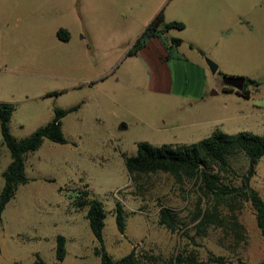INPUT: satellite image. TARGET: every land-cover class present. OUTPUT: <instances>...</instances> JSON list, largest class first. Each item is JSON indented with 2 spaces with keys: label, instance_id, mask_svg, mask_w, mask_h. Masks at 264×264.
<instances>
[{
  "label": "rangeland",
  "instance_id": "1",
  "mask_svg": "<svg viewBox=\"0 0 264 264\" xmlns=\"http://www.w3.org/2000/svg\"><path fill=\"white\" fill-rule=\"evenodd\" d=\"M159 11L165 22L184 27L157 36L166 61L154 57L152 64L144 55L149 52L140 54L143 47L127 52ZM60 28L68 40L57 35ZM172 37L181 43L172 44ZM193 58L207 69L199 98L190 85ZM207 58L218 65L214 73ZM168 71L172 89L163 91ZM225 74L258 85H246L248 98L225 92ZM0 103L15 106L8 125L17 139L49 122L55 108L79 105L62 117L65 143L45 138L25 155L28 181L0 214V264H31L37 256L44 264H102L87 207L73 203L81 190L103 204V246L113 260L133 247L158 256L157 264H189L169 262L178 254H193L195 264L264 260V238L249 203L235 210L244 236L233 244L220 227L196 231L199 180L157 172L131 182L124 165L139 141L189 144L215 130L264 136V0H0ZM228 159L237 174L246 170L243 153ZM10 161L0 130V191ZM249 185L264 198V153ZM117 200L124 233L116 224ZM161 205L176 211L175 231L159 224ZM59 234L66 238L62 261L55 255Z\"/></svg>",
  "mask_w": 264,
  "mask_h": 264
},
{
  "label": "trees",
  "instance_id": "2",
  "mask_svg": "<svg viewBox=\"0 0 264 264\" xmlns=\"http://www.w3.org/2000/svg\"><path fill=\"white\" fill-rule=\"evenodd\" d=\"M184 25L178 21L165 22L162 11H159L145 26L128 54H133L144 47L152 37H159L166 30ZM57 35L68 40V32L60 28ZM171 43L179 45L181 39L171 38ZM247 84L258 85L253 79L245 78L244 87L237 91L229 86H224L223 91L235 92L244 98L249 97ZM79 105L68 109L55 108L54 117L45 125L37 128L29 136L17 139L9 130V120L15 109L11 103H0V130L3 142L10 151L11 161L3 172L4 184L0 191V214L6 203L14 196L19 184L28 181L25 175V155L30 150L37 149L45 138L58 143H65L66 139L62 131V117L69 111L77 109ZM241 152L247 158L246 170L237 174L229 165V155ZM264 153V136L248 131L226 133L221 130L213 131L209 136L189 144L154 145L148 141H139L134 155L124 156V165L131 182H136L142 176L149 173L163 172L174 176L178 180H199L201 191L197 207L192 215L196 231L206 232L210 226H217L224 230L225 235L231 237L233 244H239L243 240L244 230L238 222L235 210L243 202L249 203L254 211L255 225L259 234L264 238V198L249 185V180L255 171V164ZM233 176L239 178V183L232 182ZM76 208L87 207L86 217L90 228L99 241L94 253L100 256L102 264H157L158 256L147 255L133 247L129 253L118 260H113L104 250L103 227L106 216L103 204L89 197L87 190L78 192L73 201ZM226 209V213L223 212ZM116 224L121 233L125 231L124 207L117 200L115 204ZM178 215L176 211L165 205L159 208V224L170 231L177 229ZM56 259L62 261L66 255V238L59 234L56 236ZM215 262H223L222 257L211 259ZM170 263L195 264L196 257L191 254L187 257L176 255L169 259ZM31 264H44L43 259L37 256ZM253 264H264V260Z\"/></svg>",
  "mask_w": 264,
  "mask_h": 264
},
{
  "label": "crops",
  "instance_id": "3",
  "mask_svg": "<svg viewBox=\"0 0 264 264\" xmlns=\"http://www.w3.org/2000/svg\"><path fill=\"white\" fill-rule=\"evenodd\" d=\"M159 47H160V42L157 40V37H152L148 40L147 44L143 47L142 51H140V54H144L143 52H149L144 55L150 57V62L152 64H155L154 62V57H155V59L161 64V62L163 63L164 61H166V59L164 58ZM156 50L158 51V53L154 54ZM193 71L194 72L191 75L190 85L192 88H196V98H199L205 93L207 89V69L203 61L201 62L193 58ZM159 76L161 77V73L159 74ZM167 78H168V84H166L164 88H161V90L163 91H168L172 89V77L169 71L167 72ZM158 83L161 84V81H158Z\"/></svg>",
  "mask_w": 264,
  "mask_h": 264
},
{
  "label": "water",
  "instance_id": "4",
  "mask_svg": "<svg viewBox=\"0 0 264 264\" xmlns=\"http://www.w3.org/2000/svg\"><path fill=\"white\" fill-rule=\"evenodd\" d=\"M207 65L209 66L211 72H215L218 69V65L212 60L207 58L206 59ZM222 81L225 86H229L237 91L243 89L245 83L244 76H233V75H222Z\"/></svg>",
  "mask_w": 264,
  "mask_h": 264
},
{
  "label": "flooded vegetation",
  "instance_id": "5",
  "mask_svg": "<svg viewBox=\"0 0 264 264\" xmlns=\"http://www.w3.org/2000/svg\"><path fill=\"white\" fill-rule=\"evenodd\" d=\"M244 87V86H243Z\"/></svg>",
  "mask_w": 264,
  "mask_h": 264
}]
</instances>
